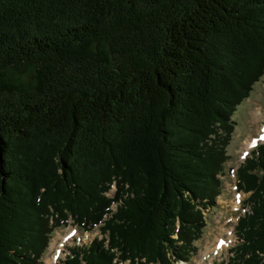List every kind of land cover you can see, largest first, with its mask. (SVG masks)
<instances>
[{"label":"trees","instance_id":"16d2710c","mask_svg":"<svg viewBox=\"0 0 264 264\" xmlns=\"http://www.w3.org/2000/svg\"><path fill=\"white\" fill-rule=\"evenodd\" d=\"M263 75L264 0H0V264L68 219L103 237L61 264L187 261ZM236 174L250 211L214 264H264V144Z\"/></svg>","mask_w":264,"mask_h":264},{"label":"rangeland","instance_id":"374dc122","mask_svg":"<svg viewBox=\"0 0 264 264\" xmlns=\"http://www.w3.org/2000/svg\"><path fill=\"white\" fill-rule=\"evenodd\" d=\"M24 80H30V76L24 77ZM258 110L260 111L259 119L253 121L251 114ZM231 118L233 119L235 126L231 138L226 145V154L229 156V159L225 163L224 174L220 175V193L217 195L213 206H208L202 210L205 224L200 239L196 243L197 249L192 255H190L187 261L177 260L172 261L171 264H177L179 262L195 264V261L197 260H201V264L218 263L227 260L230 255V249L238 243V238L235 233V225L240 216L249 213L250 207L246 202L249 193L238 188V178L236 173L245 158L250 155V151H252L257 145L264 144V140L254 139L256 141L252 143V146L247 151H242L241 149L247 139L252 140V138L255 137V128L261 130L264 127V75L254 84L249 96L236 107ZM114 189L115 187L112 190ZM114 208L115 205H113L112 209ZM66 231L69 233V236L61 246L60 255L55 264L62 263L66 255L69 253L67 250L68 247L88 244L96 237H103L98 226L90 231H82L75 226L71 219H68V224L66 226L53 229L49 237L48 246L39 260L40 264H45V259L48 256L50 244L53 239L58 234L64 235ZM225 236L226 238L227 236L230 237L231 240L221 252L219 254L210 253L212 248L219 245L220 242L218 240L222 237L225 238ZM215 243L217 245H215ZM206 248L209 252L201 259V254ZM120 264H128V261Z\"/></svg>","mask_w":264,"mask_h":264},{"label":"bare ground","instance_id":"6f19581e","mask_svg":"<svg viewBox=\"0 0 264 264\" xmlns=\"http://www.w3.org/2000/svg\"><path fill=\"white\" fill-rule=\"evenodd\" d=\"M259 111V110H258ZM258 111L256 112H252V119L253 121H257L259 119L260 116V111H259V115H258ZM261 118V117H260ZM250 139V138H249ZM264 140V127L259 130L257 128H255V137L252 138V140H246L245 143L243 144V146L241 147L242 151H247L251 146L252 143L255 142L256 140ZM70 232V231H69ZM69 233H66L64 235H60L58 234L52 241V243L50 244V251L48 253L47 258L45 259V264H55L57 258L60 255V251H61V246L63 245L64 241L66 240V238H68ZM230 237L225 236V238H221L220 240H218L220 243L219 245H217L215 243V245H217L215 248H212L210 250V253H214V254H219L221 252V250L227 245V243L230 241ZM59 243V244H58ZM58 245V246H57ZM208 249L206 248L205 251H203V253L201 254V259L202 257H204L207 253H208ZM209 253V254H210ZM210 257V256H209ZM214 257V256H213ZM195 264H201V260H197L195 261ZM177 264H188L187 262H179Z\"/></svg>","mask_w":264,"mask_h":264}]
</instances>
